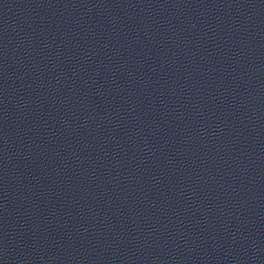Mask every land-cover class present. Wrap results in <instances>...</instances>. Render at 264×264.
I'll return each instance as SVG.
<instances>
[{"label":"water","instance_id":"1","mask_svg":"<svg viewBox=\"0 0 264 264\" xmlns=\"http://www.w3.org/2000/svg\"><path fill=\"white\" fill-rule=\"evenodd\" d=\"M0 264H264V0H0Z\"/></svg>","mask_w":264,"mask_h":264}]
</instances>
